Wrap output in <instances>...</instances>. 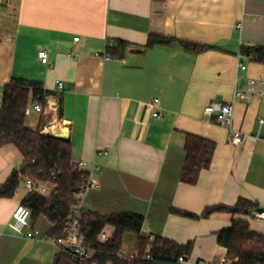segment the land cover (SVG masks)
<instances>
[{
	"label": "crops",
	"instance_id": "crops-1",
	"mask_svg": "<svg viewBox=\"0 0 264 264\" xmlns=\"http://www.w3.org/2000/svg\"><path fill=\"white\" fill-rule=\"evenodd\" d=\"M150 34L216 48L197 54L175 42L145 48ZM119 39L127 42L119 55H95ZM253 44H264V0H0V96L12 78H26L51 93L47 103L57 99L56 110L30 115L43 124L42 133L70 140L73 162L97 167L91 178L99 186L88 191L84 210L138 213L141 235L193 240L184 264H221L226 248L216 233L233 219L264 233L257 210L191 219L170 208L199 214L242 197L264 209V65L240 56L241 46ZM39 49L48 51L49 64L39 60ZM249 78L263 94L235 99L233 128L242 141L233 143L228 128L203 109L232 99ZM153 98L162 116H152ZM186 133L215 142L210 166L195 184L179 179ZM22 160L15 145L0 147V185ZM17 193L0 198V264H52L58 249L25 236L35 229L31 221L20 233L8 226L26 194ZM47 227L41 220L36 228L42 235ZM136 238L126 232L121 252L134 253Z\"/></svg>",
	"mask_w": 264,
	"mask_h": 264
},
{
	"label": "trees",
	"instance_id": "trees-1",
	"mask_svg": "<svg viewBox=\"0 0 264 264\" xmlns=\"http://www.w3.org/2000/svg\"><path fill=\"white\" fill-rule=\"evenodd\" d=\"M178 43L184 50L200 53L212 45L196 43L176 37L150 34L144 45L150 48L155 45ZM127 46L124 40H117L114 46H107L108 56L121 53ZM240 53L250 56L249 59L264 65V44H253L240 47ZM51 93L46 91L38 81L26 78H12L4 84L0 96V147L6 144L15 145L22 154L23 160L18 170H13L6 181L0 185V198L13 197L26 178L41 181H54L57 186L48 194H26L21 203L31 211L30 221L37 230L39 221L48 225L47 237L62 235L75 196L88 179V171L80 169L72 160V144L70 140L51 134L42 133V123L35 128L26 124L25 109L30 100L42 103ZM215 142L193 133H186L184 140L185 160L179 179L188 184H195L202 169L209 168ZM252 210L260 211L257 203L239 197L231 205L206 206L199 214L171 207L174 214L191 218H207L212 213L227 211L231 214H247ZM81 218V230L85 243L95 250V254L87 264H178L177 259L190 256L193 240L179 243L162 235H141L143 216L133 212L101 214L84 210ZM106 226L113 228L110 237L100 242L99 234ZM41 229V228H40ZM39 232V230H38ZM126 232L137 235L135 251L138 258L129 260L120 257L123 236ZM40 233V232H39ZM218 244L226 248L225 258L229 264H257L262 260L264 252V233L254 232L249 222L233 219L229 227L217 233ZM150 254L151 259L144 256ZM52 264H77L65 253H57Z\"/></svg>",
	"mask_w": 264,
	"mask_h": 264
},
{
	"label": "built area",
	"instance_id": "built-area-1",
	"mask_svg": "<svg viewBox=\"0 0 264 264\" xmlns=\"http://www.w3.org/2000/svg\"><path fill=\"white\" fill-rule=\"evenodd\" d=\"M240 25H238V28ZM74 40H78V37H74ZM96 56H101L104 59H108L109 56L103 52L102 54H99L98 52L95 53ZM37 56L39 60L43 64H49V54L48 51L45 49H39L37 51ZM242 56V54H240ZM247 58H250V56H245ZM238 68L239 69H245V65L242 64V62H238ZM257 80L254 78H249L247 80V86L244 89H235L233 93V97L230 100L224 101V102H211L207 104L203 112L205 116L210 117L214 116L215 120L228 128L229 132L232 134V142L233 143H240L242 141V132L233 128V116L235 111V99H243L246 102H251L254 96H261L263 94L262 90H257L255 88ZM57 87L59 90H62L63 83L59 82L57 84ZM50 96V95H48ZM47 96V97H48ZM46 97V98H47ZM56 103L50 104L47 103V100H45L44 103L32 99L29 101L26 109L25 114L28 116L30 115L31 109L37 111V112H43V111H52L56 110L58 106L57 99ZM149 105L152 107V116L159 117L162 116L163 110L160 107V101L158 98H153ZM260 123L263 122V119L259 120ZM98 154H106V150H100ZM78 166L82 170L88 171V179L86 183L81 187L80 191L75 196V203L71 207L70 213L68 215V219L66 221L63 233L59 237H44L40 235L38 230L36 229H29L25 236L27 238L35 239V240H47L51 244H53L60 253H65L68 255L72 261H74L77 264H87V262L92 259V257L95 254V250L90 247L87 243H85L84 234L81 230V218L84 214V208H83V202L84 199L88 193V191L91 188L98 187V183L94 181L91 178V173L93 170L97 169L94 162L91 164L87 163V161L81 160L77 162ZM55 176L52 177V180L50 181H41L37 179H31L26 178L23 180V186L25 189L26 194H32V193H43L48 194L53 189L56 188L57 184L54 181ZM25 194V195H26ZM30 215L31 211L29 207H26L24 204L20 202L18 205L16 211L13 214V221H11L8 226L20 233L25 227H29L30 225ZM255 217L258 219H264V209L260 211L255 212ZM110 233L105 232V230H102V232L99 234L98 239L100 242H105L109 239ZM120 257L123 259H129L133 260L138 258V255L136 252L126 255L122 252H120ZM146 259H151L150 254H146L144 256ZM185 258L183 256H179L177 259L178 264H184ZM96 264V263H91ZM201 264V263H198ZM221 264H229V261L224 257L221 259ZM257 264H264V252L262 254V260L257 262Z\"/></svg>",
	"mask_w": 264,
	"mask_h": 264
},
{
	"label": "rangeland",
	"instance_id": "rangeland-1",
	"mask_svg": "<svg viewBox=\"0 0 264 264\" xmlns=\"http://www.w3.org/2000/svg\"><path fill=\"white\" fill-rule=\"evenodd\" d=\"M35 123L36 122H35L34 118L32 117V114L30 116H27V118H26V124H27V126H29L31 128H35V126H36ZM23 192H25V189H24V186H23V182H21V185H20V188L18 190L17 195L18 196H21V194Z\"/></svg>",
	"mask_w": 264,
	"mask_h": 264
},
{
	"label": "water",
	"instance_id": "water-1",
	"mask_svg": "<svg viewBox=\"0 0 264 264\" xmlns=\"http://www.w3.org/2000/svg\"><path fill=\"white\" fill-rule=\"evenodd\" d=\"M55 136V135H54ZM57 137H62V138H65L64 136H59V135H57Z\"/></svg>",
	"mask_w": 264,
	"mask_h": 264
}]
</instances>
